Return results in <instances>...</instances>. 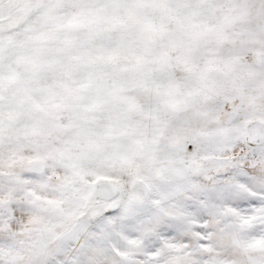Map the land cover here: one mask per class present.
Instances as JSON below:
<instances>
[{
    "label": "snow or ice",
    "instance_id": "obj_1",
    "mask_svg": "<svg viewBox=\"0 0 264 264\" xmlns=\"http://www.w3.org/2000/svg\"><path fill=\"white\" fill-rule=\"evenodd\" d=\"M0 264H264V0H0Z\"/></svg>",
    "mask_w": 264,
    "mask_h": 264
}]
</instances>
